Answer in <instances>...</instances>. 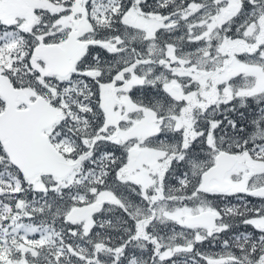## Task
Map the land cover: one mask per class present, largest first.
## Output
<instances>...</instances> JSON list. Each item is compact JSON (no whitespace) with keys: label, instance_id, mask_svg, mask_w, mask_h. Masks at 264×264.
I'll return each mask as SVG.
<instances>
[{"label":"snow or ice","instance_id":"6c2138e0","mask_svg":"<svg viewBox=\"0 0 264 264\" xmlns=\"http://www.w3.org/2000/svg\"><path fill=\"white\" fill-rule=\"evenodd\" d=\"M0 264H264V0H0Z\"/></svg>","mask_w":264,"mask_h":264},{"label":"trees","instance_id":"16d2710c","mask_svg":"<svg viewBox=\"0 0 264 264\" xmlns=\"http://www.w3.org/2000/svg\"><path fill=\"white\" fill-rule=\"evenodd\" d=\"M255 202V201H254Z\"/></svg>","mask_w":264,"mask_h":264}]
</instances>
